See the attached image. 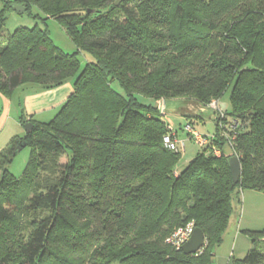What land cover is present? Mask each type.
Returning <instances> with one entry per match:
<instances>
[{"label": "trees", "instance_id": "obj_1", "mask_svg": "<svg viewBox=\"0 0 264 264\" xmlns=\"http://www.w3.org/2000/svg\"><path fill=\"white\" fill-rule=\"evenodd\" d=\"M11 4L56 20L76 50L63 52L38 27L4 33ZM3 5L0 92L69 80L72 90L50 120L29 119L30 131L0 151V264H212L233 197L264 193V0ZM78 53L89 58L83 68ZM227 90L231 109L219 110L239 123L237 180L228 158L212 153L224 145L217 124L211 143L177 168L159 103L183 98L203 108ZM22 141L30 155L16 178L8 167ZM189 222L204 245L186 255L166 239ZM250 235L264 240V228ZM236 264H264V249L253 245Z\"/></svg>", "mask_w": 264, "mask_h": 264}, {"label": "rangeland", "instance_id": "obj_2", "mask_svg": "<svg viewBox=\"0 0 264 264\" xmlns=\"http://www.w3.org/2000/svg\"><path fill=\"white\" fill-rule=\"evenodd\" d=\"M3 1L0 0V11L3 9ZM35 13V9L32 8ZM20 27H38L48 32L51 40L66 53H73L76 50L74 43L64 32L61 25L54 19H47L45 22L36 17H32L28 12H18L12 8L5 10L2 16V31L4 33H12ZM88 57V56H86ZM80 68H83L89 58H85L82 53H78ZM70 81V80H69ZM112 87L122 93L118 84L113 83ZM229 90L216 101L215 107L222 111L229 112L230 100ZM166 103V104H165ZM215 103V102H214ZM189 102L183 98L167 99L166 102L159 103V109L163 108L166 112L163 115L164 120L168 125H171L173 131L176 132V137L179 141H183L184 150L180 151V158L177 168H183L187 165L199 151L200 147L190 138L189 134L184 130V125L189 121H193L191 125L201 134H209L215 128L214 118L217 114V108L209 103L208 106L196 110L189 108ZM193 105V104H192ZM187 107V108H185ZM196 110V111H195ZM190 113V114H189ZM199 114V116H197ZM193 117V118H191ZM216 119V118H215ZM17 132V131H16ZM18 133L25 134L24 128L18 129ZM30 155V148L24 146L15 154L9 164L11 174L19 178L26 166ZM264 228V193L255 190H243L238 198L233 197L232 212L229 219V224L225 230L222 241L219 245L213 248L212 264H236L247 253V250L253 245L264 249V240L257 236L255 238L250 235V232L259 231Z\"/></svg>", "mask_w": 264, "mask_h": 264}, {"label": "crops", "instance_id": "obj_3", "mask_svg": "<svg viewBox=\"0 0 264 264\" xmlns=\"http://www.w3.org/2000/svg\"><path fill=\"white\" fill-rule=\"evenodd\" d=\"M71 90L72 82L70 80L49 89L24 83L11 90L8 95L0 92V151L10 143L13 137L24 136H20L18 133V129L23 127V124L19 122V117L22 116L26 121L29 119L37 122L50 120L64 103ZM187 107L204 111L201 107L192 104ZM215 118L213 119L214 124H216ZM188 122L192 124L193 121L189 120Z\"/></svg>", "mask_w": 264, "mask_h": 264}, {"label": "built area", "instance_id": "obj_4", "mask_svg": "<svg viewBox=\"0 0 264 264\" xmlns=\"http://www.w3.org/2000/svg\"><path fill=\"white\" fill-rule=\"evenodd\" d=\"M215 102V103H214ZM214 108L217 105L216 101H211ZM163 111V108H161ZM216 124L218 128V137H221L224 144H228L232 150L236 139V130L238 129L239 123L234 118H226L219 108H217ZM169 131L163 136L164 146L172 151H182L184 150L183 141H179L176 137V133L173 131L171 126H168ZM184 130L189 134L190 138L200 147L203 148L211 143L212 139L215 137L213 134H201L199 133L191 124L186 123L184 125ZM222 149L216 146L212 147V153L216 156H220ZM192 222L187 223L184 226L175 229L166 239L168 243L174 247H179L189 238L193 231Z\"/></svg>", "mask_w": 264, "mask_h": 264}, {"label": "water", "instance_id": "obj_5", "mask_svg": "<svg viewBox=\"0 0 264 264\" xmlns=\"http://www.w3.org/2000/svg\"><path fill=\"white\" fill-rule=\"evenodd\" d=\"M11 8L15 11L21 12L24 11V7L18 4H11ZM25 132L30 131L32 128L31 122H26L23 125ZM24 146H26V142L22 141L19 145H17L12 152V156H14L17 152H19ZM222 153L225 157L228 158L230 170L232 173L233 180L236 181L239 173H240V163L236 155H234L232 148L228 144H224L222 146ZM204 245V234L200 228L194 227L189 238L180 246L181 251L186 254H195L202 249Z\"/></svg>", "mask_w": 264, "mask_h": 264}]
</instances>
